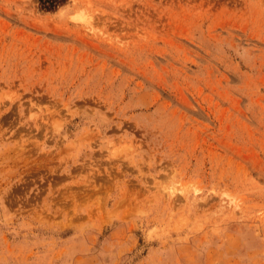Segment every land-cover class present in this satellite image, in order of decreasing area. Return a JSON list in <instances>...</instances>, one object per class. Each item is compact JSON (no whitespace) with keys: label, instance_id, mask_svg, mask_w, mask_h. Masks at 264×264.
<instances>
[{"label":"rangeland","instance_id":"rangeland-1","mask_svg":"<svg viewBox=\"0 0 264 264\" xmlns=\"http://www.w3.org/2000/svg\"><path fill=\"white\" fill-rule=\"evenodd\" d=\"M0 264H264V0H0Z\"/></svg>","mask_w":264,"mask_h":264},{"label":"trees","instance_id":"trees-1","mask_svg":"<svg viewBox=\"0 0 264 264\" xmlns=\"http://www.w3.org/2000/svg\"><path fill=\"white\" fill-rule=\"evenodd\" d=\"M65 0H37L39 9L43 11H51L57 6L63 4Z\"/></svg>","mask_w":264,"mask_h":264}]
</instances>
